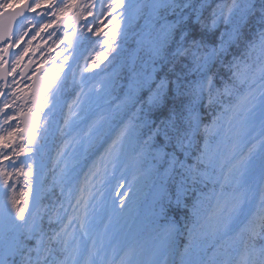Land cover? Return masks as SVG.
<instances>
[{
	"label": "snow or ice",
	"instance_id": "1",
	"mask_svg": "<svg viewBox=\"0 0 264 264\" xmlns=\"http://www.w3.org/2000/svg\"><path fill=\"white\" fill-rule=\"evenodd\" d=\"M0 116V264H264V0H0Z\"/></svg>",
	"mask_w": 264,
	"mask_h": 264
},
{
	"label": "bare ground",
	"instance_id": "2",
	"mask_svg": "<svg viewBox=\"0 0 264 264\" xmlns=\"http://www.w3.org/2000/svg\"><path fill=\"white\" fill-rule=\"evenodd\" d=\"M4 23H5V25L7 24V19L6 18L4 20ZM14 23H16V21H13V25H14Z\"/></svg>",
	"mask_w": 264,
	"mask_h": 264
}]
</instances>
